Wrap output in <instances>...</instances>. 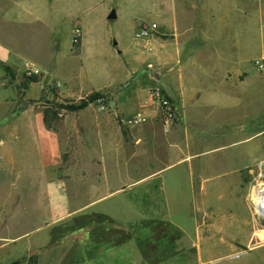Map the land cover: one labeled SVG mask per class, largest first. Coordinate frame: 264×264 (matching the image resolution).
<instances>
[{"label": "rangeland", "instance_id": "rangeland-1", "mask_svg": "<svg viewBox=\"0 0 264 264\" xmlns=\"http://www.w3.org/2000/svg\"><path fill=\"white\" fill-rule=\"evenodd\" d=\"M187 1L0 0V39L28 56L30 61L35 60L44 66L54 65L52 73L49 70L45 72L39 70L41 84H35L30 88L29 93L34 97L40 92L37 101L24 106L18 100V108H25V111H28L25 112L27 122L25 125L35 123L36 114H42V104H45L46 100L68 103L66 100L76 101L89 94L90 92L86 93L83 90H72L66 83L84 85L94 83L96 74L104 71L107 65L118 60L123 53L125 58L130 59L134 56L136 60L125 61L119 69L117 89L126 92L132 89L133 81L142 83L153 81L152 73L155 68L144 63L146 56L153 53V49L149 50L143 40H161L162 35H166L168 40H173V37L159 26L161 15H165L166 8L175 15L183 9V3ZM197 1V7L190 4L185 7L190 13L193 11L199 16L206 14V0ZM191 2L193 0L188 1ZM112 10L115 12V18L109 19L107 15ZM210 13L215 17V26L210 28V44L219 51L225 49L227 52L229 100L225 139L227 149L224 150L227 155L217 159L224 160L223 169H227L229 189L239 196V199L236 198L238 202L233 204L234 209L238 211L227 214V218L225 216L222 220L227 221V228L231 226V234L240 241H203V244L209 250L208 256L228 252L237 255L256 244L264 245V218L253 213L250 196L252 185L264 180V69L258 68L254 63L256 59L264 62V0H215V7ZM80 17L83 24V47L80 55L82 63L76 55L79 43L74 44L71 40L73 29L75 27L81 29ZM141 21L156 23L157 30L146 38H135L134 29ZM10 71L6 72L9 83L14 82L16 76V72ZM9 93L10 89L2 91L4 95ZM101 97L104 98L103 104L106 109H101L99 103L93 101L90 103V110L113 112V106L108 102L111 97L109 92L103 91ZM121 100L123 101L120 106L117 102L114 103L117 109L114 120L123 132L126 133L129 129L137 130L147 122V118L140 111L131 113L128 109L120 110L122 104L127 107L129 102L126 97ZM137 113L143 117L141 122L135 124L122 122V117H132ZM76 115L65 111L58 115L59 120L54 131L57 148L48 164L40 162L33 140L26 141L19 152L29 154V157L22 156V160L27 163V166L23 167L24 180L32 170L35 169V172L39 170L38 186L34 183L33 187L34 190L40 191L39 199L22 197L23 191L31 190V182L22 181L16 175L14 159H8L6 165L5 161L3 163L0 160V264H25L33 254L38 256V264H54L52 260L57 258L55 264H62L59 258L63 256L65 257L63 261H66L67 257L69 260L75 257L66 264H77L75 259L78 254H87L94 258L99 246L98 241H113L120 238L118 229L128 230L124 218L138 222L140 218L151 216L145 214L144 205L160 201L163 203V198H160L163 192L157 183L159 181H150L145 184L146 187L144 184L128 188L125 186L124 190L106 201L100 200L98 204L95 202L96 206L90 209L87 215L65 212L66 197L69 205L75 208L96 196L97 183L95 180L80 181L81 172L86 174L88 170L79 165L82 156H86L88 160L97 159L96 141L94 138L89 139L82 128H76V125L84 124V122L81 124L79 116ZM24 136L29 137L26 133ZM3 138L6 139L0 132V139ZM83 141L87 150L80 145ZM12 144L15 145V142ZM141 153V151L137 153L139 159H142V156H139ZM221 153L216 152L212 155L219 157ZM2 157L0 155V159ZM222 166L219 163L212 169L220 172ZM90 168L95 174L96 166L92 165ZM171 175L169 172L167 179L172 180ZM166 184L167 197L174 199L175 193L172 192V188L176 185L177 195L180 194L179 200H185L182 195L184 192L182 183L169 180ZM32 203L33 205L38 203V208L30 213ZM97 209L104 210L106 214L94 212ZM171 209L167 216L175 224L186 226L188 215L184 209L178 205H172ZM125 211L128 213H124ZM92 215L108 217L113 223L107 222L105 225L95 222L84 223ZM108 226L110 228L105 229ZM175 230L172 227L163 228V225H156L153 221L144 228H138L134 234L140 238L149 233L152 237L156 236L154 239H159L161 235L163 238L172 239L175 237ZM257 231L259 241L255 236ZM246 239L249 241H245ZM34 241H40L39 249L27 247ZM188 245L189 243L185 241L184 246ZM164 251H167L166 247ZM248 264H264V248H261Z\"/></svg>", "mask_w": 264, "mask_h": 264}, {"label": "crops", "instance_id": "crops-1", "mask_svg": "<svg viewBox=\"0 0 264 264\" xmlns=\"http://www.w3.org/2000/svg\"><path fill=\"white\" fill-rule=\"evenodd\" d=\"M188 1L183 3V9L175 15L171 14L168 8L165 15L163 13L161 15L159 26L161 30L171 35L173 40L166 39V35H162L161 40H143L149 50L153 49V53L146 56L144 63L155 68L159 79L154 78L153 81L146 83L133 81L132 89L126 92L123 89H117L119 69L125 61L136 60L134 56L130 59L125 58L123 53L118 60L107 65L104 71L96 74L97 82L94 80V83L90 82L88 85L66 83L70 89L83 90L86 93L109 92L111 97L107 99L113 106V112H93L90 110V103L85 108L73 112L79 116L81 124L84 122L83 125H76V128H82L89 139L94 138L97 146L96 160H88L86 156H82L79 161V165L88 170L86 174L81 172L80 181L95 180L97 184L95 198L81 203L78 207H71L66 197L65 212L71 214L79 212L87 215L96 204L115 196L126 187L143 184L146 187L145 184L150 181H159L157 183L163 192L160 196L163 198V203L160 201L144 205L145 214L151 216H146L145 219L140 218L138 223L154 221L159 225H169L178 231V236L166 239L161 235L159 239H154L156 236L152 237L149 233H145L143 238L153 243V250L149 252L148 261H145L136 244L135 234L127 240L117 238L113 241H98L96 256L92 258L87 254H78L75 259L77 264H89L88 262L92 261L95 262L94 264H248V261L256 257L259 250L264 248L263 244H256L237 255L228 252L208 256L209 250L203 244V241H240L231 234V226L227 228V221L222 220L225 216L227 218V214L238 211L234 209L233 204L238 202L236 198L239 199V196L229 189L230 185L226 178L227 169H223L224 160L217 159L227 155L224 150L227 149L225 139L229 99H227V52L225 49L219 51L210 44V28L215 26V17L210 12L215 7V0L205 1L207 13L201 16L194 14L193 11L190 13L185 7L189 4L197 7L198 1L193 0L191 3ZM79 22L82 35L76 55L82 63L81 17ZM135 31L136 29L134 34ZM29 59L8 42L0 39V61L16 72L15 81L9 83L6 71L0 66V132L6 137V139H0V155L3 156L0 160L3 163L5 161L6 165L8 159H14L16 175L22 181L31 182L32 186L31 190H22L21 196L39 199L40 191L33 189L34 183L38 186L39 170L37 172L35 169L32 170L24 180L23 167L27 166V163L22 160V156L29 157V154L26 152L19 154V152L26 141L33 140L40 162L48 164L57 148V139L53 130L45 128L40 113L36 114L33 125H25L27 124L25 112L28 111H25V108L19 109L17 105L18 100L22 103L20 96L24 100L37 101L40 92L34 97L29 91L33 85L41 84V81L30 83L23 95L18 94L17 85L25 69H38L41 72L49 70L52 73L54 65L44 66ZM111 75L113 77H110ZM154 88L160 89L170 98L176 111L177 118L169 126L162 124L156 104L151 99V91ZM5 89H10L11 93L2 94ZM125 97L129 102L127 107L122 104L119 107L120 110L128 109L131 113L140 111L147 118L144 125L137 130L129 129L126 133L116 125L114 120L117 114L114 103L117 102L120 106L123 101L121 99ZM25 133L29 135L28 138L24 136ZM12 142H15V145ZM80 145L87 150L84 141ZM140 151L142 153L139 156H142V159L137 157ZM216 152L222 153L219 157L212 155ZM219 163L223 165L222 170L216 172L212 168ZM92 165L97 168L95 174L90 168ZM169 172L172 174V180L167 179ZM169 180L182 183L184 190L182 195L185 200H179L180 194L177 195L176 185L172 188V192L175 193L174 199L167 197L165 188ZM246 200L245 196V203ZM95 202L97 203L94 204ZM172 205H178L184 209L188 215L186 226L175 224L167 216L172 211ZM37 208L38 203L35 205L32 203L29 212L33 213V210ZM127 211L124 213L127 214L129 212ZM94 212L106 214L102 209ZM128 219L124 218L127 222L125 225L137 223ZM255 236L258 240V231ZM164 237L167 236L164 235ZM160 241H171V247L164 251L161 249ZM185 241L189 243L188 247L184 246ZM27 247L39 249L41 243L40 241L30 242ZM63 258L65 257L59 258L60 263L66 264L73 261L75 257L70 260L67 257L66 261H63ZM54 260L52 261L55 264L58 258Z\"/></svg>", "mask_w": 264, "mask_h": 264}, {"label": "trees", "instance_id": "trees-1", "mask_svg": "<svg viewBox=\"0 0 264 264\" xmlns=\"http://www.w3.org/2000/svg\"><path fill=\"white\" fill-rule=\"evenodd\" d=\"M0 66L6 71V72H11L10 68L8 66H6L4 63H2L0 61ZM40 75L39 74H30L27 75L25 72L22 73L21 75V79L17 85V91L19 95H23L24 91L28 88L30 83L33 82H38L40 81ZM103 95L102 91H92L89 94H87L86 96H83L81 98H79L78 100H66L68 103H57L54 101H45V104H42V120H43V124L45 126L46 129L48 130H53L56 131V125L58 123V115L60 114V112H75L78 110H81L83 108H85L89 103L95 101L97 98L101 97ZM170 99V98H169ZM88 222H95L97 224H103L105 225V223H113V221H111L108 217H100L99 215H92L88 218L87 221H85L84 223H88ZM148 223H144V222H137L135 224H131V225H127L128 230L124 231L122 228L117 230V233H120V238L122 240H127L132 234H134V232L138 229V228H144L145 226H147ZM159 225V224H156ZM162 225V224H160ZM166 227H170L169 225H163ZM110 228L109 226L106 227L105 229ZM174 229V228H172ZM175 230V229H174ZM174 235L178 236V231L175 230L174 231ZM159 242V241H158ZM158 242H156V244H158ZM136 244L139 247V249L141 250L142 254H143V258L145 259V261H148L149 259V252L152 249V241H147L146 238H140L137 237L136 238ZM160 246L162 247L161 249L166 248H170L171 247V243L169 241H160ZM156 247V246H155ZM25 264H38V256L36 254L30 255L27 262Z\"/></svg>", "mask_w": 264, "mask_h": 264}, {"label": "built area", "instance_id": "built-area-1", "mask_svg": "<svg viewBox=\"0 0 264 264\" xmlns=\"http://www.w3.org/2000/svg\"><path fill=\"white\" fill-rule=\"evenodd\" d=\"M156 30V23L141 21L136 28L134 36L138 39L146 38ZM81 34V29L79 27H75L73 29L71 40L74 44H78L80 42ZM254 63L258 68L264 69V62L262 60L256 59ZM24 72L27 75L38 74L39 70L27 68ZM151 99L156 104V109L158 111L162 124L164 126H169L170 124H172L176 120L177 114L168 96L160 89L154 88L151 91ZM95 101L99 103L101 109H106V106L103 104V97H99ZM121 120L125 124H135L141 122L143 120V117L141 116V114L137 113L132 117H122ZM251 201L253 206V213L260 218H264V180L258 181L254 185H252Z\"/></svg>", "mask_w": 264, "mask_h": 264}, {"label": "water", "instance_id": "water-1", "mask_svg": "<svg viewBox=\"0 0 264 264\" xmlns=\"http://www.w3.org/2000/svg\"><path fill=\"white\" fill-rule=\"evenodd\" d=\"M114 17H115V12H114V10H112L109 13L108 18L112 19ZM152 77L155 78V79H159L158 72L154 70L153 73H152ZM20 100L22 101L24 106H27L28 104H32L33 103L31 100H24L23 97H20Z\"/></svg>", "mask_w": 264, "mask_h": 264}, {"label": "bare ground", "instance_id": "bare-ground-1", "mask_svg": "<svg viewBox=\"0 0 264 264\" xmlns=\"http://www.w3.org/2000/svg\"><path fill=\"white\" fill-rule=\"evenodd\" d=\"M234 158H235V156H234ZM235 171V170H234ZM251 196V195H250Z\"/></svg>", "mask_w": 264, "mask_h": 264}]
</instances>
